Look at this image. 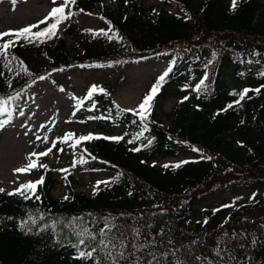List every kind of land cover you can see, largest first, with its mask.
<instances>
[{"label":"trees","instance_id":"1","mask_svg":"<svg viewBox=\"0 0 264 264\" xmlns=\"http://www.w3.org/2000/svg\"><path fill=\"white\" fill-rule=\"evenodd\" d=\"M106 1L77 0L72 11L78 14L72 19L99 9L101 20L118 36L115 46L72 53L65 40H54L41 69H32L29 45L20 40L8 49L7 59L0 56V97H16L41 76L78 67L155 58L170 61L172 71L146 121L117 107L108 91L88 99L90 87L77 100L78 108L94 111L82 118L85 123L97 119L122 130L118 135L92 134L122 137L119 141L81 143L114 175L85 196L75 192L67 176L36 168L32 173L37 179L29 181L43 178V183L35 195L26 193L29 199L9 194L24 183L0 191V264H112L113 258L118 264H264V201L238 206L224 216L213 212L198 218L196 212L212 190L264 186V0H236L235 8L233 0H162L178 15L145 7L142 0H115L111 9ZM65 23L66 35H72L71 24ZM253 63L256 69L247 70ZM245 89L249 91L240 100ZM176 92L183 95V104L167 125L158 102ZM72 144L69 140L65 146ZM188 147L196 150V158L158 165ZM79 168L89 170L87 162ZM62 181L68 199L53 195ZM251 212L261 215L248 216ZM106 225H115L106 239L117 248L98 247L93 258H80L95 241L85 235L82 245L77 233L87 228L98 241Z\"/></svg>","mask_w":264,"mask_h":264},{"label":"rangeland","instance_id":"2","mask_svg":"<svg viewBox=\"0 0 264 264\" xmlns=\"http://www.w3.org/2000/svg\"><path fill=\"white\" fill-rule=\"evenodd\" d=\"M145 7H158L171 15H178V10L173 7H164L162 0H142ZM52 0H3L0 2V33L16 32L23 28L38 25L33 32L41 30L43 25L40 21L48 16L53 7ZM108 9L114 8L115 0H107ZM72 26V35H66V23L59 26L58 35L43 44L28 43L27 59L32 69H41L45 62L49 47L54 46L52 41L65 40L68 49L72 53L82 49L98 50L103 47L116 45V39L112 30L99 17V9L91 15L83 12L73 20L68 21ZM51 23V21H49ZM91 30V31H88ZM104 30L108 36L95 35L94 33ZM15 39L14 36L4 37L0 42ZM264 46V43H262ZM13 47V46H12ZM10 47V48H12ZM170 61L157 59H144L117 66L114 64L98 67L73 68L68 71L54 72L47 79L39 81L29 87L24 93L18 95L9 105L12 111L11 123H6L0 128V189L12 191L18 185L29 180H36L31 170L28 173H17L19 167L28 164V157L32 153H41L52 147V152L39 158V163L47 165L40 170H52L59 177L67 176L75 192L92 196L96 192L98 181H109L113 177V171L103 163L93 160L91 153L84 145L71 146L68 150L63 148V138L70 132H78L81 135L107 133L118 135L120 127L108 128L106 123L97 119L85 123L82 118L93 113L88 108H77L76 100L83 96L87 89L96 85L108 91L111 99L122 109H136L158 77L170 67ZM22 68V67H21ZM247 70L256 69V64H247ZM229 87L235 88L232 78L227 79ZM183 95L174 93L168 99L158 102V113L161 119L170 125L176 118L175 110L183 104ZM23 111L24 115L19 113ZM131 112V111H129ZM133 113V112H132ZM55 117V118H54ZM8 113L0 116V121L8 120ZM43 118L42 120H40ZM54 118V119H53ZM45 119V120H44ZM52 121V124L49 123ZM47 140V143L44 141ZM63 149V151H60ZM86 149V151H85ZM13 157V158H11ZM197 157V152L192 147L185 148L177 158L159 161L158 165L184 162ZM36 160V157H32ZM10 161L15 174L7 171L5 162ZM81 160H86L89 170L80 169ZM8 161V162H9ZM75 162V166L74 165ZM67 170V171H62ZM107 184V183H106ZM101 183L99 189L106 185ZM56 198L68 199L65 181L59 183L53 191ZM67 197V198H66ZM264 201V186L257 188L232 187L227 190L215 189L206 193L197 205L198 218L204 214L217 212L225 215L230 210L246 205ZM230 205L229 207H224ZM261 214L251 212L248 216L259 217ZM247 216V215H246Z\"/></svg>","mask_w":264,"mask_h":264},{"label":"snow or ice","instance_id":"3","mask_svg":"<svg viewBox=\"0 0 264 264\" xmlns=\"http://www.w3.org/2000/svg\"><path fill=\"white\" fill-rule=\"evenodd\" d=\"M15 2V0H14ZM53 4H57V0H52ZM77 0H59V4L56 7H53L51 9V11L49 12L48 16L45 17L44 20H41L40 23L41 24H47V27L35 31L33 32V28H38V25H33V26H29L26 28H23L19 31H16L14 33L12 32H4V33H0V40H3L4 37H9V36H14L15 39H8L3 43H0V56H3L5 59H7L8 57V49L12 46H14L18 41L20 40H24L28 43H40L43 44L48 40H52L53 38H55L58 35L59 32V26L64 23L65 21H69L72 19L73 16L77 15V12L72 11V8L76 5ZM236 6V0H233V8H235ZM67 9V11H66ZM80 12H83V9L79 10ZM89 15H91L89 13ZM103 19V17H102ZM49 21H51V23H49ZM91 31V30H88ZM109 31H111V28H109ZM95 35H105L108 36V32L104 31V30H100V32L98 33H94ZM109 39H113V38H118V36H116L114 34V36H109ZM174 63V62H173ZM22 65V71H24L25 73H28V68L27 66L23 65V62H21ZM172 71V68L169 67L168 69H166L157 79V83L153 85V87L150 89L149 93L145 95V97L143 98L142 102L138 105V108L136 109H126L125 111H131L133 112L135 115H137L139 117V119L141 121H146L148 119V117L151 115V110L153 108L154 105V100L156 98V96L159 93L160 88L163 85V82L165 81L166 77L169 75V73ZM19 74V73H17ZM39 79L43 80L46 79V77L41 76L39 77ZM201 83H203V81H201ZM197 91H199V87H197L196 89ZM97 91L103 93L105 90L102 88H98L96 85H93L89 92L87 93V98L91 99L93 94L96 93ZM249 89H245L243 90L242 93H240V100H243L244 97L247 95ZM257 92H259V89L256 90ZM235 94V93H234ZM19 97H10L8 99H5L3 97H0V116L4 115L5 113H8V120L7 121H0V128H2L6 123H11V119H12V111L13 109L9 108V105L11 104V102L15 99H18ZM185 99H187V97H185ZM237 103H239V101H237ZM82 106V102L81 105ZM119 107V106H117ZM228 107H232V105H229ZM20 115H24L23 111H21L19 113ZM145 130H147V125L145 124ZM112 139V140H116L119 141L120 139H122V137H97V136H93L92 134H89L87 136H79L78 138L75 136L74 133H68L66 134L63 138H60L63 142L67 143L69 140L73 141L72 146L75 147L79 144H81L82 142L85 141H89L92 139ZM45 143H47V140L44 141ZM131 142V141H129ZM56 147V144L53 143L52 147L46 149L44 152L41 153H32L29 157H28V164L25 167L22 168H18L15 171L17 173H28L31 170L40 167V168H47V165L45 164H41L39 163V158L43 157V156H47L52 152V149ZM135 151H139L140 149H134ZM60 151H63V149H60ZM86 151V149H85ZM32 157H36V160H33ZM93 159H95V157H93ZM81 163H86L87 161L85 160H81ZM75 166V162L74 165ZM164 167H168V165H164ZM176 167H179V165H176ZM62 171H67V170H62ZM43 183V178H41V180L39 181H29L27 183L22 184L19 188H17L15 190L14 193H9L10 195L12 194H19L24 196L25 199H29L30 196H28L26 193L31 192L33 195H35V192L37 190L38 185ZM101 183H108L107 181H98L97 185H96V189H99V185ZM0 191H3V189H0ZM67 198V197H66ZM37 199H39V197H37ZM230 205H225L224 207H229ZM76 219L77 218H73L72 223L75 224L76 223ZM115 227V225H106L104 228H101L99 230V236L101 237V239H99L97 241L96 237L97 234L91 232L89 229L85 228L82 232L77 233V235H79L81 237V239L79 240L80 244H85V239L83 238L85 235L88 237L89 241H95V243H91L86 245V247H90L91 250L90 251H81L79 253V257L80 258H87V259H91L93 258V254L97 251L98 247H103V248H109V246H111L112 249H116L117 245L114 241L110 240V239H106L107 234L112 230V228ZM121 246L126 247V245L124 244L123 241L120 242ZM109 255L111 256L112 253L109 252ZM118 255L122 258L124 256V253L118 252ZM97 264H99V261H97ZM112 264H118V261L113 258L112 260Z\"/></svg>","mask_w":264,"mask_h":264},{"label":"bare ground","instance_id":"4","mask_svg":"<svg viewBox=\"0 0 264 264\" xmlns=\"http://www.w3.org/2000/svg\"><path fill=\"white\" fill-rule=\"evenodd\" d=\"M55 118V117H54ZM53 118V119H54ZM43 118H41L40 120H42ZM45 120V119H44ZM52 124V121L49 123V125H51ZM11 158H13V157H11ZM9 161V160H8ZM8 161H6L5 162V167H6V169H7V171L8 172H10V174H12V175H14L16 172L13 170V167H12V165H11V163H10V161L8 162ZM19 168V167H18ZM17 168V169H18ZM15 172V173H14Z\"/></svg>","mask_w":264,"mask_h":264}]
</instances>
